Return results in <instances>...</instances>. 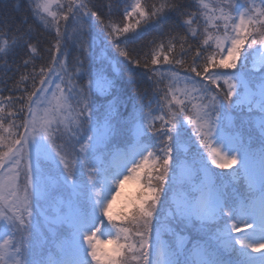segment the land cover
Instances as JSON below:
<instances>
[{"label":"snow or ice","instance_id":"6c2138e0","mask_svg":"<svg viewBox=\"0 0 264 264\" xmlns=\"http://www.w3.org/2000/svg\"><path fill=\"white\" fill-rule=\"evenodd\" d=\"M23 13L0 19L5 69L28 55L0 82V264H264V0ZM40 24L55 36L37 69ZM129 181L139 194L118 212Z\"/></svg>","mask_w":264,"mask_h":264},{"label":"trees","instance_id":"16d2710c","mask_svg":"<svg viewBox=\"0 0 264 264\" xmlns=\"http://www.w3.org/2000/svg\"><path fill=\"white\" fill-rule=\"evenodd\" d=\"M63 2L67 3V0H63ZM149 4L153 2V0H147ZM205 3H208L210 6L212 3L215 2V0H204ZM259 2V0H257ZM27 3V0H0V19H6L12 22L13 27L19 25L20 18L23 16V7ZM91 3L95 5V9L100 11L102 14L107 11V5L109 3V0H91ZM19 4L21 6V10L17 11L15 9V5ZM122 7V6H121ZM55 7H53V11H55ZM121 13H116L114 18L119 19ZM50 19V18H49ZM27 27V25H25ZM69 33H73L75 31V26L70 25L68 29ZM154 30H149L148 32L144 33L141 37V41L138 43L137 47L142 48L148 41H150L153 38ZM36 38L40 42V51L36 54L37 58L34 61V64L36 68L38 69L42 65L46 66L50 60V54L45 49H48L51 47V44L54 43L53 37L55 36L54 31L49 34L47 30L44 29L43 24L39 25V28H37L35 32ZM2 39V38H0ZM69 45L72 44V41H68ZM2 55V54H0ZM76 55V50L74 47L71 49L70 56L66 58V61L70 63L71 57ZM28 58V55L26 54V49H18L15 52L11 53L8 57H6L8 64H7V70L3 66V61H0V82L7 81V86L11 87L16 81L20 79V76L23 72V69H20V71H17V68L20 64H22L23 59ZM31 66L29 67V72H31ZM143 70H140V73L137 75V85L136 87L139 88L141 91L147 89L149 94H151L152 91V85L150 82L146 80L142 76ZM128 72L125 70L124 77L121 81L122 85L127 87L129 94H133V86L128 84ZM38 79V77H37ZM31 81H29V84ZM0 87H5L4 83H0ZM31 90V89H30ZM5 95H8L7 92H5ZM219 171V170H217ZM230 171V170H226ZM138 189L135 191H129L127 190L125 194L123 195L122 199L116 204V207L114 209L116 211H122L124 206L129 202L135 199V197L138 195ZM53 208H48L46 206L47 211H52ZM39 229L41 233V237H45L47 235L48 229L47 226L43 224V221L41 220L39 224ZM170 239L167 235L164 236V240L167 241ZM131 264H135V262H131Z\"/></svg>","mask_w":264,"mask_h":264},{"label":"rangeland","instance_id":"374dc122","mask_svg":"<svg viewBox=\"0 0 264 264\" xmlns=\"http://www.w3.org/2000/svg\"><path fill=\"white\" fill-rule=\"evenodd\" d=\"M57 71H59V66H57ZM137 189V185L132 182V181H129L127 183H125V185L123 186V188L121 189V195L117 198V201H116V204L122 199L123 195L125 194V192L127 190L129 191H135ZM116 204L114 205V207H116Z\"/></svg>","mask_w":264,"mask_h":264}]
</instances>
